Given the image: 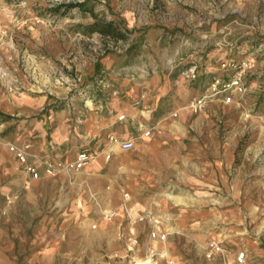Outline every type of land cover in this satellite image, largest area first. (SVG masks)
I'll return each mask as SVG.
<instances>
[{
  "label": "rangeland",
  "instance_id": "374dc122",
  "mask_svg": "<svg viewBox=\"0 0 264 264\" xmlns=\"http://www.w3.org/2000/svg\"><path fill=\"white\" fill-rule=\"evenodd\" d=\"M79 2L89 10L69 8ZM109 21L123 38L92 30ZM244 59L251 63L241 73L245 90L224 104L212 79L233 74ZM0 68L21 86L63 91L28 116L38 130L52 109L83 116L90 96L92 105L118 98L150 110L151 133L159 119L185 117L182 130L160 131L184 134L169 149L192 160L194 201L186 208L202 218V231L166 239L168 250L186 264H235L239 252L240 264H264V0H0ZM135 88L138 98L125 96ZM204 94L201 108L189 110ZM18 124L15 113L0 111V264H137L142 257L160 264L145 235L138 244L146 253L130 251L115 237L60 236L59 222L32 216L28 198L45 200V210L56 193L51 185L25 187L8 151L21 136ZM132 130L134 141L145 136L139 125ZM137 150H120L117 161L134 166ZM212 241L220 249L208 257Z\"/></svg>",
  "mask_w": 264,
  "mask_h": 264
},
{
  "label": "crops",
  "instance_id": "0c3cea01",
  "mask_svg": "<svg viewBox=\"0 0 264 264\" xmlns=\"http://www.w3.org/2000/svg\"><path fill=\"white\" fill-rule=\"evenodd\" d=\"M40 68L36 62L34 69L39 71ZM34 76L36 78L37 74ZM138 93L135 88L125 96H136ZM60 94H63L60 89H41L32 84H23L20 93L2 91L0 95V111L6 110L19 117L21 136L14 142H28L35 154L52 161L73 160L80 150H87L91 155L90 161L78 171L61 172L51 178L40 175L33 179L28 174L26 177L22 165L8 150L19 164L23 183L30 193L46 185H51L55 190V196L46 201L48 207L45 210V200L39 201L34 197L27 199L32 216H41L48 223L59 222L57 231L60 236L90 234L92 238L115 237L120 239L115 242L116 246H120L121 241L130 251L136 249V252L141 250L146 253V248L138 244L139 237L145 235L154 253L151 259L162 255L158 259L160 264L168 260L172 264H186V259L168 250L165 241L188 232H195L197 236L202 231L198 227L202 218L190 217L186 208L192 206L194 201L192 160L183 150L169 149V142L180 136L183 138V133L170 135L160 131L172 127L182 130L185 117L177 118L181 119L179 121L165 122L159 119L156 121L158 131L151 133L153 128L148 125L152 122L150 110L137 109L118 98L105 102L96 100L92 105L90 96L88 109L83 116L71 118L65 110L52 109L40 120L39 130L32 128L30 122L28 125L30 114L44 104H51L48 96ZM145 102L146 99H143V106L147 105ZM122 114L124 118L118 119ZM134 125L141 126L142 131L150 129L149 135L134 141ZM109 135L133 140L138 149L134 166L117 161L121 149L109 142ZM29 161L36 162L35 158ZM148 211L150 216L137 219ZM111 212L113 215L108 218L106 215ZM151 231L156 233L153 238L150 237ZM161 234H165V239L160 238ZM217 236L220 237L219 234ZM236 255L233 262L240 264ZM145 259L136 258L137 264L150 261V257Z\"/></svg>",
  "mask_w": 264,
  "mask_h": 264
},
{
  "label": "built area",
  "instance_id": "2783aa9c",
  "mask_svg": "<svg viewBox=\"0 0 264 264\" xmlns=\"http://www.w3.org/2000/svg\"><path fill=\"white\" fill-rule=\"evenodd\" d=\"M222 65H225L223 63ZM236 66L238 70H235V72L231 75V78L229 81L224 82L221 84L220 88H217V85L219 84L218 79H214L211 83L214 88V94L220 93L221 100L224 104L230 103L233 98V94H241L245 87L241 80V73L251 66V63L249 60L244 59L236 63ZM6 71L4 68H0V95L2 91H8L12 93H20L22 91V86L20 83L15 79H7L6 78ZM193 76V75H192ZM233 91V93H232ZM208 98V95H200L195 98H193L188 106L191 108L193 112L198 111L201 106L206 102ZM124 115H119L118 119H123ZM150 129L143 132L145 136L149 135ZM108 140L111 144H117L121 150H129L133 147L134 142L132 139H118L114 135H109ZM8 150L13 154V156L19 161V163L22 165L23 170L33 179H37L40 177V175L45 176H55L58 173L65 172L70 173L74 171H78L82 169L91 158L90 153L87 150H80L76 153L73 160L70 161H52L46 157L38 156L32 151V146L30 143H16L11 142L8 144ZM109 155H106V158L108 159ZM30 158H35L36 162L31 163L29 161ZM113 215V212L106 215L108 218H110ZM150 216V212H146L143 215H140L137 217V219L142 220L145 217ZM155 232H150V237H155ZM161 239H165V234H161ZM219 244L215 241H212L210 244L209 252L207 253V256L210 257L211 254L219 250ZM244 258V253L239 252L236 255V259L238 262H242Z\"/></svg>",
  "mask_w": 264,
  "mask_h": 264
},
{
  "label": "trees",
  "instance_id": "16d2710c",
  "mask_svg": "<svg viewBox=\"0 0 264 264\" xmlns=\"http://www.w3.org/2000/svg\"><path fill=\"white\" fill-rule=\"evenodd\" d=\"M76 6L82 10H89V9L83 8V6H84L83 2L71 4V5H69V8L76 7ZM91 27H92V30H95V31H97L103 35H110L114 38H123L124 37V34L121 31H119L118 26L115 24L114 21H109V22L103 23V24L95 22L91 25ZM231 75H232V73L231 74H224V77L219 76V75L214 76V78L212 79V82L214 79H218L219 84L217 85V88H220L222 83L230 80ZM196 76L197 75H195V79L198 78Z\"/></svg>",
  "mask_w": 264,
  "mask_h": 264
}]
</instances>
